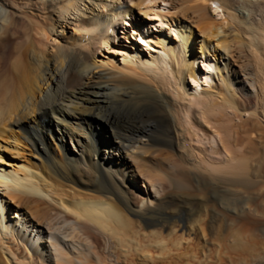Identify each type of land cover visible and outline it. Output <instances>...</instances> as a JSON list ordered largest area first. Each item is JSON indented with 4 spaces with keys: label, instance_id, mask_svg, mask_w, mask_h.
<instances>
[{
    "label": "bare ground",
    "instance_id": "obj_1",
    "mask_svg": "<svg viewBox=\"0 0 264 264\" xmlns=\"http://www.w3.org/2000/svg\"><path fill=\"white\" fill-rule=\"evenodd\" d=\"M217 205L240 227L203 229ZM181 221L198 256L264 238V0H0V264H83L86 230L166 251Z\"/></svg>",
    "mask_w": 264,
    "mask_h": 264
},
{
    "label": "rangeland",
    "instance_id": "obj_2",
    "mask_svg": "<svg viewBox=\"0 0 264 264\" xmlns=\"http://www.w3.org/2000/svg\"><path fill=\"white\" fill-rule=\"evenodd\" d=\"M215 16H217L218 18L220 15L218 12H216ZM96 132H99V129L96 130ZM48 141L55 152L61 151V147L59 144H54L51 139H49ZM96 141H99V138H96ZM26 149L29 150L25 151L24 155L32 157L34 154L31 152L30 148L26 147ZM3 156H5L6 159H13L8 153H4ZM33 157L35 158V160L39 159L38 156L34 155ZM182 186L184 188H182ZM179 189L181 191L179 193V197L188 195L189 190H187V187L185 185H181ZM232 189L233 190L231 191V194L233 196L231 197L230 194L229 197L232 199L235 198V200H244L247 199L248 196L250 198L253 193L252 186L249 185ZM213 198L217 201H220L223 197L221 196V194H219L213 196ZM179 201L181 202V200ZM231 208L232 207H228L225 210L222 206H214L212 209L213 211L211 210L208 215L202 216V219L200 220L201 227L205 229L208 225L218 231L219 227L223 224L222 218H225L229 223H231L233 229H237V227H240L241 225V221L237 222L235 220L237 219L239 212ZM181 223L183 224L184 221L178 223V225H176L177 227L175 234L171 235L170 238L168 237L169 241H167L166 244V251L159 250L157 248H154L153 246H147V244L144 243L142 239H140L141 237L135 239L136 243H128V245H122L119 242H108L100 235L96 233L93 234L91 233V231L86 230V232L93 238L85 240L87 251H85L82 258L83 264H264V238L257 237L260 233L255 227H249L250 230L248 232H250V234L246 233L247 235L245 234L244 237L242 236L239 243L237 242V244L228 243L225 245L221 242L217 243V241L214 240L215 244L211 246V252L208 256L203 257L201 255L198 256L199 253L197 251L198 247L200 246L199 234L192 235L189 242L183 243L178 247L173 245V242L175 240L171 241V239H175L178 236L184 237V239L188 237L182 230ZM166 233H168V231L165 229L162 232L164 237L166 236ZM252 242L257 244H255L254 246L253 244H251ZM217 244L218 246H216ZM219 244L222 246L220 247ZM231 245H233V247ZM249 245L253 246L250 247ZM249 247L251 249H249ZM219 248L221 249L219 250ZM143 254L145 257L143 256ZM200 261H204V263H201Z\"/></svg>",
    "mask_w": 264,
    "mask_h": 264
}]
</instances>
